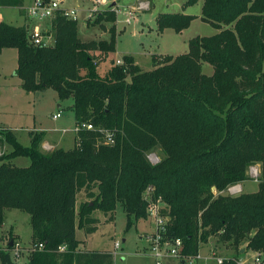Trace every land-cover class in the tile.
I'll return each mask as SVG.
<instances>
[{"label": "trees", "instance_id": "16d2710c", "mask_svg": "<svg viewBox=\"0 0 264 264\" xmlns=\"http://www.w3.org/2000/svg\"><path fill=\"white\" fill-rule=\"evenodd\" d=\"M21 3L0 0L1 7ZM196 17L161 12L154 21L158 32H180ZM198 18L217 31L190 38L184 53L151 55L148 70L122 55V64L112 59L102 73L96 68L114 51L112 35L81 41L76 20L55 12L52 44L32 45L25 26L0 21V50L15 49L22 89L70 98L77 128L72 147L43 151L42 131H30L24 146L0 127V144L9 148L0 153V224L4 209L24 211L31 242L42 244L24 264H112L110 251L78 248L75 227L93 232L91 211L110 221L117 203L129 227L145 216L146 186L160 196L165 236L181 240L182 255H196L214 236L234 250L221 264H235L242 243L244 252L264 256V0H201ZM201 62L210 74L201 73ZM153 146L161 153L156 164L145 158ZM17 157L28 163L13 164ZM247 179L257 182L255 191L221 193ZM79 192L85 200L75 206ZM0 263L17 264L1 251Z\"/></svg>", "mask_w": 264, "mask_h": 264}, {"label": "rangeland", "instance_id": "374dc122", "mask_svg": "<svg viewBox=\"0 0 264 264\" xmlns=\"http://www.w3.org/2000/svg\"><path fill=\"white\" fill-rule=\"evenodd\" d=\"M115 4L103 5L88 16L91 7L90 0H64L62 6L76 9L77 35L81 40H105L110 36L114 39V51L107 58L100 60L96 70L102 73L108 66L110 58H121L122 55L132 57L136 64L144 69H150V56L160 60L163 55H177L187 50V41L194 36H209L217 30L210 24L201 21V0L185 8L181 4L185 0H114ZM148 2V9L135 10L134 16L128 24L123 23L121 11L125 8L136 6L137 2ZM112 2V1H111ZM114 8V9H113ZM113 13V20H107L106 11ZM161 12H183L196 15L189 26L181 32L172 29H164L158 32L154 18ZM24 11L16 8L0 6V21L12 25L22 22ZM25 14V13H24ZM27 19V17H26ZM51 22V20L47 21ZM44 28H47V23ZM103 26V27H102ZM43 28V27H42ZM94 53L98 54V51ZM134 58V59H133ZM264 65V64H263ZM16 66V52L14 48H3L0 50V127L12 128L17 140L24 146L29 143L30 131H45L46 138L58 147L67 149L74 142V121L70 109L71 99L59 100L51 88L37 90L35 92L24 91L20 80L13 73ZM264 67V66H263ZM201 73H211V66L201 62ZM59 104V107L56 106ZM60 112V117L52 119L51 115ZM5 144H0V153L8 151ZM44 151V150H43ZM147 152H153L156 157L161 153L153 146ZM147 160V159H146ZM12 163L23 166L28 163L27 158L17 157ZM252 179L255 175L248 170ZM247 179L239 183L240 192H253L256 190L257 182ZM233 185V184H232ZM212 192L215 193L214 190ZM238 192V193H240ZM222 194H228L226 191ZM237 192L229 195H236ZM83 194L77 193L75 205L83 200ZM80 202V201H79ZM161 206H164L163 204ZM91 216L97 218L96 228L91 233H84L75 227L74 238L78 248L86 251H110L112 264H153V257L147 250L145 237L153 230L152 219L148 216L140 217L126 227L125 213L117 203L113 210L112 220H106L105 215L99 210L91 211ZM118 240L120 245L113 249V241ZM12 242H18L22 247L19 257L11 253ZM34 245L30 240V227L28 214L16 208L3 210L2 222L0 224V251L7 252L11 260L17 264H24L28 259V250ZM239 247L243 248L244 243ZM33 252V251H31ZM198 253L201 256L210 254L221 258L232 257L233 248L227 243H220L216 237L211 236L207 242L200 246ZM240 254H237L239 256ZM250 252L243 255L249 259ZM243 258V257H242ZM205 259V258H204ZM194 260L191 263L185 261L183 264H215L212 259ZM1 264V263H0ZM163 264H180L178 261L168 259Z\"/></svg>", "mask_w": 264, "mask_h": 264}, {"label": "built area", "instance_id": "2783aa9c", "mask_svg": "<svg viewBox=\"0 0 264 264\" xmlns=\"http://www.w3.org/2000/svg\"><path fill=\"white\" fill-rule=\"evenodd\" d=\"M111 1L113 0H90L91 7L88 11V16L97 10L101 6L111 5ZM62 0H31L30 4L26 8V14L29 18H33L36 23L31 27L30 32L28 33V41L32 45H51V36L48 31L44 28H41V22L51 20L55 14V12H59L66 18L76 20V9L75 8H67L62 6ZM114 9V8H113ZM148 9V2L141 1L137 2L136 6L125 8L121 11L123 16V23L128 24L132 17L134 16L135 10ZM114 64L120 65L122 64L121 58L113 59ZM60 112H55L51 115L52 119L59 117ZM82 127L86 129H91L92 126L90 124H82ZM77 128H73V131ZM111 135L108 132H104V143H111ZM43 149H47L44 145H42ZM145 158L150 164H156L159 160V157L153 152H146ZM249 171L252 172L256 176V168L249 167ZM239 184H233L226 188V192L228 194L234 192H240ZM141 199L145 203V215L150 217L153 222V230L145 237L147 241V250L153 257V264H163V261L172 259L175 261L184 260L191 263L194 260H203L212 259L215 264H221V262L226 258H221L217 255L210 254L208 256H201L198 252L194 256H184L181 253L182 242L178 237L167 238L165 236L166 231V218L164 215L160 214V208L162 207V200L159 195L154 194V188L152 186H146L141 192ZM11 253L15 257H19V252H21V246L18 242H12L11 244ZM120 243L116 239L113 241V249H117ZM64 245L58 247V251H62L64 249ZM42 249V244L37 243L34 244L29 250L28 253L35 250ZM250 252L249 259L244 257L245 252L236 256L234 260L235 264H264V256L260 251L257 250H247ZM243 257V258H242ZM204 259V260H205Z\"/></svg>", "mask_w": 264, "mask_h": 264}, {"label": "crops", "instance_id": "0c3cea01", "mask_svg": "<svg viewBox=\"0 0 264 264\" xmlns=\"http://www.w3.org/2000/svg\"><path fill=\"white\" fill-rule=\"evenodd\" d=\"M62 1H64V0H62ZM30 2H31V0H22V3H21V5L20 6H3V7H8V8H16V9H18V10H22V11H24V13H23V15H22V22L19 24V25H23V26H25L26 27V30H27V34L30 32V29H31V27L36 23V21L33 19V18H29L28 16H27V14H26V8L28 7V5L30 4ZM63 4V3H62ZM111 4H115V1L113 0L112 2H111ZM112 6V5H111ZM185 8V7H184ZM26 17H27V19H26ZM49 21V20H48ZM46 22L47 21H44V22H41V28L43 27L44 28V26L46 25ZM48 24H47V28H44V29H46L47 31H48V33L50 34V36H51V44H52V42H53V35H52V31H51V28H50V26H51V22H47ZM182 31V30H181ZM180 31V32H181ZM162 32V31H161ZM80 39V38H79ZM81 40V39H80ZM89 40H91V39H89ZM94 40H96V39H94ZM81 41H87V40H81ZM129 55V54H128ZM167 55H169V54H167ZM131 56V55H130ZM113 58H110L109 60H108V62H109V64H110V61L112 60ZM134 59V58H133ZM134 64H136V62H135V60H134ZM137 65V64H136ZM138 66V65H137ZM139 67V66H138ZM140 68V67H139ZM140 69H142V68H140ZM142 70H144V69H142ZM35 92V91H34ZM56 106L57 107H59V104H56ZM54 114V113H53ZM60 117V116H59ZM58 118V117H57ZM8 128H10V127H8ZM10 129H12V128H10ZM44 134H43V138H42V141H41V145H40V148L42 149V150H44V151H49V150H51L52 148H54V147H58L55 143H52V142H50L47 138H46V135H45V131L43 132ZM42 145H44L47 149H43L42 148ZM240 186V185H239ZM240 191H241V187H240ZM83 200H85V198L83 199ZM83 200H79V201H83ZM79 201H78V203H79ZM76 206V205H75ZM200 249V248H199ZM244 252V250H243V248H240L239 249V253L241 254V253H243Z\"/></svg>", "mask_w": 264, "mask_h": 264}, {"label": "water", "instance_id": "95a60500", "mask_svg": "<svg viewBox=\"0 0 264 264\" xmlns=\"http://www.w3.org/2000/svg\"><path fill=\"white\" fill-rule=\"evenodd\" d=\"M111 5H113V4H111ZM110 63H111V61H110ZM211 190H214V187H211ZM179 263L180 264H183L184 263V260H180Z\"/></svg>", "mask_w": 264, "mask_h": 264}]
</instances>
